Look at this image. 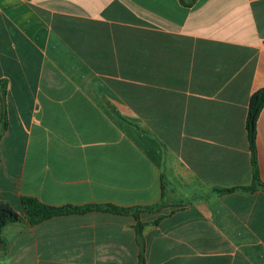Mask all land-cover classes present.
<instances>
[{"label":"crops","instance_id":"0c3cea01","mask_svg":"<svg viewBox=\"0 0 264 264\" xmlns=\"http://www.w3.org/2000/svg\"><path fill=\"white\" fill-rule=\"evenodd\" d=\"M259 90L264 0H0L2 200L24 141L18 212L162 204L140 239L104 211L10 224L0 264H264V190L216 191L253 185ZM256 158L264 184V108Z\"/></svg>","mask_w":264,"mask_h":264},{"label":"trees","instance_id":"16d2710c","mask_svg":"<svg viewBox=\"0 0 264 264\" xmlns=\"http://www.w3.org/2000/svg\"><path fill=\"white\" fill-rule=\"evenodd\" d=\"M263 108H264V90H259L255 92L250 99L248 117L246 122V129H247L248 139L252 152V162L254 168L253 185L248 188H234V189L216 190V191L224 193V192H232L236 190H243L248 192H253L257 189L264 190V184L260 180L257 158H256L257 123ZM129 124L135 126L136 128H139V126L134 125L130 122ZM21 202H22V212H18L15 209H13L8 203L4 202L0 196V245L5 244V240L3 238V231L5 227H7L10 224L26 220L29 224L36 225L38 223L52 219L57 216L82 214L91 211H104V212L120 214V215H131L135 217V219L137 220L136 230L140 239L145 227L144 223L141 221L140 214L156 211L157 209H159V207L162 206V204H157L154 206H144V207H135V208H121L114 205H106V206L90 205L85 207H73V206L53 207L46 205L41 201H39L37 198L31 196H23ZM141 248L142 251L140 255V264H146L145 247L141 245Z\"/></svg>","mask_w":264,"mask_h":264},{"label":"rangeland","instance_id":"374dc122","mask_svg":"<svg viewBox=\"0 0 264 264\" xmlns=\"http://www.w3.org/2000/svg\"><path fill=\"white\" fill-rule=\"evenodd\" d=\"M124 119V118H123ZM122 123V122H121ZM120 125V123H119ZM24 143V141H22ZM21 145L19 147V151H18V155L15 158L16 162L11 165L10 168V178L8 179V181L6 182V194L7 197H10L11 199H9L10 203H8L13 209H14V203H15V198H13V196L15 195V190H16V186L15 183L17 182V178L19 177L20 171H21V165H22V159H23V154H24V146ZM5 169V166H3V168L1 169L0 172V179L2 180V171ZM3 181V180H2Z\"/></svg>","mask_w":264,"mask_h":264}]
</instances>
